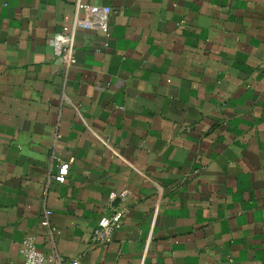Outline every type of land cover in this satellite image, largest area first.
<instances>
[{
	"label": "crops",
	"instance_id": "0c3cea01",
	"mask_svg": "<svg viewBox=\"0 0 264 264\" xmlns=\"http://www.w3.org/2000/svg\"><path fill=\"white\" fill-rule=\"evenodd\" d=\"M77 1L0 0V264H264V0H80L67 68Z\"/></svg>",
	"mask_w": 264,
	"mask_h": 264
},
{
	"label": "built area",
	"instance_id": "2783aa9c",
	"mask_svg": "<svg viewBox=\"0 0 264 264\" xmlns=\"http://www.w3.org/2000/svg\"><path fill=\"white\" fill-rule=\"evenodd\" d=\"M111 14L112 8L110 6L77 1L70 31L56 33L54 37L53 48L57 59L67 68L74 65L76 62V32L79 29L96 30L107 36ZM104 46H108L107 41L104 43ZM69 166L70 163L68 161L61 162L58 172L53 177L54 180L64 183L69 173ZM127 194L128 190L111 191L109 199H125ZM121 215L122 211L115 209L112 215L100 218L92 232V241L95 244L101 245L109 243L112 240L113 233L121 227ZM43 224L44 226H48L49 222L46 220ZM22 243L23 264H80L77 259L66 260L57 251L46 253L38 247L36 241L31 237H26Z\"/></svg>",
	"mask_w": 264,
	"mask_h": 264
}]
</instances>
